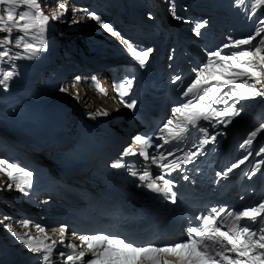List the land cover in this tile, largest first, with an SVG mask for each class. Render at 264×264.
Returning <instances> with one entry per match:
<instances>
[{"label":"snow or ice","instance_id":"obj_1","mask_svg":"<svg viewBox=\"0 0 264 264\" xmlns=\"http://www.w3.org/2000/svg\"><path fill=\"white\" fill-rule=\"evenodd\" d=\"M0 5L25 6L28 9L17 12L14 7H5L3 12L6 14L7 20L4 21L3 17L0 16V33L7 34L0 36V48L14 44L15 47L22 48L28 56L21 57L19 53L10 56L9 51L5 48L0 51V60H4L6 57L12 60L32 58L36 53L44 50L43 36L49 20H56L67 11L66 4L58 3L57 8L60 11H54L50 15L45 14L44 7L47 6H42L40 0H0ZM261 6H264V0H255L253 8H261ZM172 14L175 19H182L174 11ZM252 15H255V12ZM90 18L100 23L101 27L109 33L119 36V33H115L110 25L103 23L98 15L92 13ZM206 23L201 22L196 25L194 29L196 35L201 34V29L205 28ZM258 25L254 34L233 40L230 44L223 46V48L237 49H241V46H248L246 49H241L232 54H223V49L207 53L206 62L194 70V78L186 86V91L183 92L184 96L194 98H190L182 105L174 108V119L167 120L160 129V132L163 133L160 139L163 140L164 144L182 141L189 132V126L195 128L201 119L209 121V123L213 120L217 123L224 122L225 118L240 115L242 108H236V104H239L240 101L264 97V19L259 20ZM14 30L23 33V35L13 39ZM29 36L39 39V45L25 42ZM121 39L132 58L139 63L141 68H144L148 63L152 49L141 50L123 37ZM0 75H2L0 86L7 90L8 81L17 75L15 66L11 70L0 71ZM178 80H180L179 76L175 77L173 82ZM250 81H254V83H250ZM257 85L261 87L258 88ZM227 86L233 87L224 91ZM131 88L132 81L128 80L118 93L121 97V103L129 109L135 107V102H125L122 98L129 95ZM61 91H66V89H61ZM229 101H235V103L229 104ZM221 103L227 106L219 110L212 107L214 104ZM103 115H107V112ZM228 122H231L230 119ZM200 130L204 133L205 138L199 139L196 151H188L178 161H173L170 164L158 163V160L167 159V156L161 153L159 158L153 156L152 162L161 169H177L181 164H188L193 161L198 155L203 154L202 150L205 145L216 141V135L209 138L207 128L201 126ZM262 130H264V123L252 131L248 139L240 146L250 145ZM134 144L138 153L133 147H127L124 150V155L135 156L139 154L146 160L149 159V153L145 151V148L152 146L150 138L137 135L134 137ZM156 147L161 148L163 145ZM172 154V151L169 150L168 155ZM262 154H264V147H261L257 153V155ZM245 160L247 157L237 163H232L230 167L217 172L216 175L220 179H227L234 169L244 164ZM111 166L121 168L125 165L118 161ZM131 174L137 175L135 171ZM0 175L6 176L8 181L0 184V189H12L14 187L17 191L28 195L27 189L31 188L33 183L32 171L0 158ZM255 175V172L251 174V176ZM139 178L141 181H150L146 187L153 192L172 194L173 181L166 179L165 175H157L153 179L149 170L145 168L143 175ZM184 179H188V177L185 176ZM157 180L161 183L158 184ZM170 199L175 203V194H172ZM226 217H232V222L224 230L223 221ZM196 219L200 220L201 224L190 225L187 228L189 234L187 239L170 245H136L115 235L89 234L77 237L80 241L79 251H77L78 245L69 243L67 248L71 250L70 253L61 252L60 256L64 257V264H75L76 261H79L80 264H264V201L239 212L227 211L225 213V209L218 210L213 207L210 213L197 216ZM241 221H247V223H241ZM6 227L11 231V226ZM23 227H29V222L24 221ZM37 227L40 232H44L43 228ZM12 234L17 240L26 243L29 251L34 253L46 251L48 254L43 255L42 260L44 262L50 261L55 241L52 245H43L35 237L28 236L27 233L20 235L13 232ZM64 234L65 228L61 227L60 235L63 236ZM34 242L36 246H34ZM60 243L63 244L64 241L61 240Z\"/></svg>","mask_w":264,"mask_h":264},{"label":"bare ground","instance_id":"obj_2","mask_svg":"<svg viewBox=\"0 0 264 264\" xmlns=\"http://www.w3.org/2000/svg\"><path fill=\"white\" fill-rule=\"evenodd\" d=\"M63 1L66 2V6H67V11L63 13V24L65 23V26H60V28H59V30L65 29L64 30L65 34H63L61 36V38L63 39V42L69 43L70 45H74L75 42H78L81 39L80 35H78L77 33L81 32V30L83 28L82 24L86 23V22L83 23L85 20L80 17L81 15H82V17L85 16L88 23H93L95 25V28L99 29L98 31L102 32V38L104 40H108V39H111L113 37V33H109L105 28L101 27L100 23H98L97 21L92 20L90 18V14H92L91 10L84 11V10L76 8L77 10L73 9L74 10L73 11L70 8V2L68 3L66 0H55L53 2L55 4H53L51 1V3L53 4V8H51L49 11H53V12L54 11H57V12L60 11L57 8V5H58V3H64ZM54 7H55V9H54ZM158 13H159V11H158ZM99 17L101 18V21L103 23L108 22V21L114 22V19L115 20L119 19L118 16H115L113 14L106 15V14L101 13L99 15ZM78 18H81V19H79L80 21H76L74 23V25H71L68 28V22L69 21L72 22L74 19H78ZM170 22H173V19H170ZM154 24L157 25L156 22H154ZM95 28H91V30H94ZM122 31H124V30L122 29ZM131 32L134 34L133 31H131ZM89 33H91V32L89 31ZM89 35H91V34H89ZM30 37L35 42H37V44L39 45V43H40L39 39L33 38L32 36H30ZM43 39H44V49L48 50L49 45L46 43L47 42L46 41L47 31H45ZM106 64H107V68H105L103 70V72H101V73L95 72V73H92L91 75H89V77H84L85 73L81 72L82 70H80V73H79L80 75H76V76H79L78 85H79V87L82 88V90H80V91H82V95H84L82 99L79 98V100L76 101V99L74 98V96L72 94V88L70 89V87H69L70 85L64 84V85H62V87H63V89H66V91H64L62 94L67 98L66 103L68 105H66V103H61L59 100L57 102L53 101L48 106V104L45 100H41V101L38 100L37 101L38 105L36 108L32 107L31 109H26L23 112H21V111L20 112H14L13 111V113H10L9 115H7V117L3 118L4 120L0 122V131H4V133L6 131L7 134L5 133V135H7L9 138L16 137V136H20L23 138H29V135L33 134V136H30V138H29V140L31 142L29 147L34 152L28 153L23 149V150H21L20 153H18V155L15 154V156H17V157L18 156H24L27 160H29L28 156H30V158H33L34 154L41 156L43 152H47V153L51 154V157L46 160L49 163V165L45 168L57 167V163H55V161H54L57 151H56V148L51 144V142H52L51 135L57 134L59 131H61V125H63L66 122H67V124H70V123L74 124V122L77 119H79L82 115L87 114V111H85V109H88V114H89L90 112L94 111L95 108L102 107L103 109H105L104 113L107 112L106 116H108V117L112 116L113 118L116 117V113L113 110L111 103H110L111 94H110L109 90L104 86L102 95H103L105 100H99L98 101L97 94H99V93H97L93 88V82L94 81H99L100 79L102 81H106V79H105L106 74L110 73V76H111L112 75L111 72H115V70H117L118 67L120 66V62L115 61L114 59L113 60H107ZM40 66H41V64H39L38 67H40ZM65 67H68V66L65 64ZM71 87H72V85H71ZM56 96L57 95L54 94V95H51L50 97L53 98ZM45 98H47V97H45ZM70 99L72 101L71 103H70ZM85 99L87 100V102L91 101L90 102L91 105L89 107H84L86 104V103L84 104ZM64 105H66L67 108H70L71 111H69L68 113L66 111L64 112V109H63ZM106 108H109V109H106ZM65 110H66V107H65ZM90 110H92V111H90ZM72 114H74V116H73L71 122H70V119H66V121L63 119V116L66 118V117L71 116ZM91 118L94 119L95 116H91ZM124 118L126 119L125 116H124ZM111 119L112 118H108V120H111ZM94 121L96 122L97 119H94ZM112 122H113V119H112ZM122 124H125V122H118L119 126ZM123 136H125V134L122 135L120 133L117 135V137H119V138L123 137ZM95 139H96V137L89 138L90 144L92 146L95 143H97V141H95ZM34 142H37V143L34 144ZM39 142L41 143L40 145L38 144ZM17 147H18L17 149H21L19 146H17ZM63 147L66 148L67 146L64 145ZM73 147H76V146H73ZM63 150H65V149H63ZM63 150L59 151L60 154L64 153ZM63 160H64V158L62 156L57 158L58 162H62ZM41 170H44V168H42ZM4 180H6V182H8L5 176L0 175V181H4ZM14 189L15 188L13 187L10 190H14ZM27 192H28L27 196H29L31 191L27 190ZM5 217H7V216H5ZM23 217L29 219L28 214H24ZM7 220H8V217H7ZM7 220H5V222H4L5 225H7L6 222L7 223L10 222V220H8V221ZM23 220L24 219L15 218L13 220V222L10 223L12 232L18 233L20 235H24V233H27L28 236H32L31 235L32 229H37V227L31 228V224L29 223V227L24 228L23 227V222H24ZM11 240H12V242H14L16 239L12 238ZM16 246L19 248H24V252L28 255L33 256V258H36L39 255V257H37V259L40 260L41 254L29 251L26 243L23 242L21 244H16ZM34 246H36L35 242H34ZM55 250L57 252H63L65 254H68L71 251L70 249L69 250H67V249H60V250L55 249ZM33 264H36L35 261H33Z\"/></svg>","mask_w":264,"mask_h":264},{"label":"rangeland","instance_id":"obj_3","mask_svg":"<svg viewBox=\"0 0 264 264\" xmlns=\"http://www.w3.org/2000/svg\"><path fill=\"white\" fill-rule=\"evenodd\" d=\"M42 1L45 3L47 8H50V9L53 8V4H55V3H53L55 0H42ZM51 1H52L53 4L51 3ZM123 1H125V0H120V2H123ZM63 2L66 4L65 1H63ZM72 2H73V0H72ZM153 2H154V0H142V5L140 6V8H141V12H142L143 16H146V14H148V13L151 14L153 12V11H151V8H153ZM6 6L10 7L9 5H6ZM76 7H78V5H76V2L75 3H70V8L72 10L73 9L77 10ZM156 8L157 7H155L154 10H156ZM54 9H55V7H54ZM27 10L28 9L24 6L21 11H27ZM125 13H126V11H125ZM118 15H119L118 16L119 19H117V20L114 19V22L108 21V22H105V23H110V24L113 23L114 25H117L119 23L118 27H120V28L117 29V30L119 32H121V27H122L123 30H124L123 32H121L123 36H128L129 34H132L130 29L128 28V25L124 22L125 18L123 16V14L122 15L118 14ZM80 17L85 20L83 23H85V22L86 23L82 24L83 28H82L81 32L77 33L78 35H80L81 39L77 42L78 44L76 43V44L73 45L75 47V48L73 47L75 49V51L78 52L77 53V58L75 59L74 67L66 74L65 79L62 80L60 82V84H58V87L53 90V94H56L57 95L56 97H58V99L65 97L62 94L64 91H61V89H63L62 85H64V84H69L70 85L69 87H70V89L72 88V94H73L74 98L76 99V101H78L79 98L80 99L83 98L84 95H82V91H80V90H82V88L79 87V85H78L79 79H77V78L79 76H76V75H80L79 74L80 70H82L81 72L85 73L84 77H88L90 75V73L97 72L94 69L99 68V67H97V66H93L92 67V64H93L94 60H96L99 57L98 54L105 55L107 53L106 47H107L108 43L110 42V41L104 42L102 40V38H101L102 37V32L98 31L99 29L95 28V25L93 23H88V21L85 18V16H83L84 18L82 17V15ZM81 18L74 19L72 22L69 21L68 22V28L71 25H74V23L76 21H80L79 19H81ZM3 19H4V21L7 20L6 17H4ZM239 20H241V18H239ZM61 22H62L61 18H58L57 19V23L59 25H61L62 24ZM242 26H243V23L241 22V27ZM91 28H95V29L91 30ZM64 30L60 31V32L58 31V34H60V35L65 34ZM89 31L91 33H89ZM114 31H115V29H114ZM89 34H91V35H89ZM4 35H6V33H0V36H4ZM19 35H23V33H18V32H16L14 30L13 33H12V36H13L12 38L14 39L16 36H19ZM27 38H29L31 40V43L36 44L35 41L31 39V37H27ZM27 38L25 39V42H27ZM118 38H121V34H119ZM8 45H5V46L8 47ZM12 46H15V45H12ZM66 46H68V48H69L70 44H67ZM14 53H19L21 55V57H27L28 56V54L23 52L22 49H20L19 51H15L12 54H14ZM63 54H64V56H66L67 54H71V51H69V53H67V51L64 50ZM10 56H11V54H10ZM32 58H34V60H31V59H28V58H21V64L24 66V68H23L24 70L19 71V70L15 69V72L17 73V75H14V77L15 78H19V79L8 81L7 90H4L3 86H0V122H1V119H3L4 117H7V115H9L10 112H13V111L14 112H20V111L23 112V111H25V110H23V108L29 109V108L34 107V106L37 107V105H36L37 103L36 102H34L32 104L29 102V101H31V100H33L35 98H37L39 101L45 100L48 103V106L53 102V101H50V100L46 99L45 97H47L48 94L43 92V91H41L39 88H36L34 93H28L27 89H29L30 86H26V85L23 84V81H25V78H26L27 74L31 73L32 66L34 65V63L38 59L37 53ZM0 62H1L3 67L7 68V70H11L12 68H11L10 64H12V62H15V61L6 57V58H4V60H0ZM6 64H8V65L6 66ZM0 71H1V69H0ZM27 71H29V72H27ZM23 72H25V74L22 77ZM109 76H110V74L108 73V76L106 77V79H108ZM0 79H2V75H0ZM71 85H72V87H71ZM6 91H8L9 94H6ZM19 93L21 94L22 97L18 96ZM9 96L12 97V101H14L15 104H12V102L8 100ZM59 96H60V98H59ZM97 99H98V101L99 100H105V99H102L101 97H98V96H97ZM90 102L91 101L87 102V100L85 99L84 104L85 103L86 104H85L84 107H89L91 105ZM103 110L104 109L102 107H99V108H96L94 111L90 110V111H92V112H90V114H94L95 115V113H96V114L100 115V112L103 111ZM85 111L88 112V109H85ZM90 114H87L86 116L88 117ZM82 118L83 117L81 116L80 119H82ZM126 118L128 119V116H126ZM5 147L6 146L2 142V139H0V153H1L2 148H5ZM2 183H4V181H0V184H2ZM2 189H0V203L5 198L8 197V194L9 195L10 194L13 195V196H10V199H16L15 194H17V193L23 194L21 192H18L17 190L12 191V190L6 189V188H2ZM16 205L19 206L18 208L20 210V207L23 206L24 204L20 203V204H16ZM18 208H15V210L17 211ZM2 219H3V216H2ZM20 219H24L23 221H27L26 218H24V217H20ZM6 224H7V222H6ZM5 226H9V224L8 225H5V224L1 225L0 229L2 231L3 230L6 231L7 228H4ZM12 233L13 232L9 231V228H8V231L6 232L5 236L8 239H12V238L16 239V237ZM25 239H27V238H25ZM14 243L15 244H21L23 242H21L20 240L16 239L14 241Z\"/></svg>","mask_w":264,"mask_h":264},{"label":"trees","instance_id":"obj_4","mask_svg":"<svg viewBox=\"0 0 264 264\" xmlns=\"http://www.w3.org/2000/svg\"><path fill=\"white\" fill-rule=\"evenodd\" d=\"M7 7L6 5H0V16H2L3 18L6 17V14L3 12V9ZM10 7H14L15 11H19L20 7H16V6H10ZM7 18V17H6Z\"/></svg>","mask_w":264,"mask_h":264}]
</instances>
